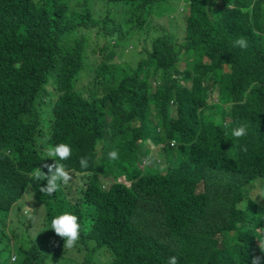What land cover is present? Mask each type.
Returning a JSON list of instances; mask_svg holds the SVG:
<instances>
[{
    "label": "trees",
    "instance_id": "16d2710c",
    "mask_svg": "<svg viewBox=\"0 0 264 264\" xmlns=\"http://www.w3.org/2000/svg\"><path fill=\"white\" fill-rule=\"evenodd\" d=\"M97 1L0 0V222L24 210L26 194L42 204L52 233L44 264H168L173 255L178 264H252L264 245V0H178L164 19L153 10L176 0H107L95 16ZM109 7L126 10L129 30L155 33L142 53L154 75H171L162 90L115 63L97 68L87 98L75 93L91 31L107 39L112 61L126 40ZM238 37L246 49L233 46ZM179 52L191 58L181 78ZM241 124L248 135L230 139ZM61 143L72 149L59 161L72 178L49 196L32 174L48 172L47 151ZM65 212L81 224L73 249L50 229ZM36 249H19L23 258L10 250V261L36 264Z\"/></svg>",
    "mask_w": 264,
    "mask_h": 264
},
{
    "label": "rangeland",
    "instance_id": "374dc122",
    "mask_svg": "<svg viewBox=\"0 0 264 264\" xmlns=\"http://www.w3.org/2000/svg\"><path fill=\"white\" fill-rule=\"evenodd\" d=\"M105 1L107 0H98L96 4L93 5L92 11L94 12L95 16H97V14L98 16L100 14L101 16H104V12L107 11V9L104 8V4H101V2ZM178 4V0L172 1L170 4H161L158 7H155L153 12L156 13V18L164 19L167 17L166 12L170 14L177 13L176 10ZM182 5L183 2L178 6ZM131 8L132 6H129V9ZM110 9L114 13L118 14L117 16H115L118 24L120 18L123 19V26L121 28L124 30L126 40H124L119 45L114 60L112 61L109 60V58H107L106 56L107 51L110 49L104 48L108 45L106 44L107 39L101 36H97L96 33L98 30L93 29L91 31V34L89 35V39H91V45L87 49V69L81 75L79 87H91V82L94 78V75L102 77V70H99L97 68L104 66L109 67L111 65L118 64L126 67V70L129 73L133 72L134 74H139L140 79L147 76V78H145L143 82L146 83L149 91L155 93L157 88H161L162 90L166 86V84L163 82V79L170 77L171 75H165L160 71L157 75H154L151 68L155 67L153 65L146 64V53L145 55L142 53V51L144 50L143 45H148L150 39L155 36V33L147 37L140 34L141 30H139V32L129 30L128 28H131V26L133 25L126 26L124 24L125 20L128 19L126 17V10L124 11L123 9L116 7ZM111 10L110 13H112ZM180 16L181 17H179V20L181 21V26L184 28V11H181ZM156 18H153L151 16V19L155 20L158 24L159 21H157ZM166 29L173 32L177 37H180V35L182 34V30L176 28V25L173 23L167 24ZM83 34L84 33L81 30L80 35L77 37H79L80 39H86ZM144 37L147 39H145ZM111 42L112 44L115 43L114 40H112ZM176 58H178V62L175 64V67L177 68L178 75L181 78L183 70H185V68L187 67V62H189L191 58L185 56L183 52H179ZM187 85H189V83H187ZM211 98L212 100H215V102L218 101L217 93L212 94ZM171 105L172 107H176V104L174 102H171ZM217 118V126L227 125L225 119L221 121L219 115H217ZM143 146H146L150 149L153 157L159 155V148L151 140H148ZM103 180L106 184L112 182L111 178L103 177ZM118 182L124 183L129 186V182H127L125 178L119 179ZM75 187L84 188V180L76 181L74 183V188ZM75 191H77V188H75ZM23 204L25 205L23 211L14 210L10 214V217L7 221L0 222V264H21V261L14 263L10 261L11 254L9 251H13L12 256H17V252L19 249L28 251V249L33 245L36 246V251L39 252V259L36 260V264H44V258L50 251L52 234H50L47 229L49 227V224L45 218V210L43 208V205L36 202L31 194H26L24 196ZM18 212H22V214L19 215ZM3 218V216H0V219ZM5 224L7 225L6 227H4ZM232 242L234 243V239H232ZM18 256L20 257L22 256V254L19 253Z\"/></svg>",
    "mask_w": 264,
    "mask_h": 264
},
{
    "label": "clouds",
    "instance_id": "9594fccd",
    "mask_svg": "<svg viewBox=\"0 0 264 264\" xmlns=\"http://www.w3.org/2000/svg\"><path fill=\"white\" fill-rule=\"evenodd\" d=\"M234 47H239L241 49H246L248 47V41L244 37H238L233 42ZM86 70V69H85ZM79 73L73 81V89L77 95L81 98H87L89 92L92 90L91 87H79V81L81 75L85 71ZM95 77V75H94ZM94 78L92 79V81ZM248 135L247 127L243 124L239 125L238 127L232 129L230 133V139L240 140ZM228 136V133H226ZM243 151H246V147L242 148ZM72 155L71 146L68 144H57L54 147H51L47 151L46 157L54 158L53 164L45 163L42 167H46L48 172L45 173L42 168L37 167L36 171L32 174V179L36 182H41L46 180V186H40V191L46 193L47 195L51 196L56 191L59 190L61 184L67 185L71 180V175L69 171L65 168V166L60 163L59 161L67 160ZM58 158V159H57ZM108 158L111 161H116L119 159V154L117 151L113 150L108 153ZM80 165L82 168H87L88 161L86 158L81 157ZM243 206L240 205V207ZM54 233L59 236L63 241V247L66 249H73L77 246L80 240V233H81V224L79 223L78 217L74 214L65 212L61 215L55 216L51 221V228ZM50 231V230H49ZM51 233V231H50ZM52 234V233H51ZM261 256H254L252 258V264H261L262 259H264L262 253H264V245H260ZM16 257V256H13ZM168 264H178V258L176 255L170 256L168 259Z\"/></svg>",
    "mask_w": 264,
    "mask_h": 264
}]
</instances>
